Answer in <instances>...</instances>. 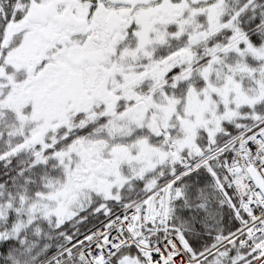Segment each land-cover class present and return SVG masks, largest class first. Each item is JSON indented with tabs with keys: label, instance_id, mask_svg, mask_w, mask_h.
<instances>
[{
	"label": "snow or ice",
	"instance_id": "obj_1",
	"mask_svg": "<svg viewBox=\"0 0 264 264\" xmlns=\"http://www.w3.org/2000/svg\"><path fill=\"white\" fill-rule=\"evenodd\" d=\"M0 264H264V0H0Z\"/></svg>",
	"mask_w": 264,
	"mask_h": 264
}]
</instances>
